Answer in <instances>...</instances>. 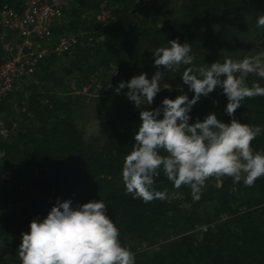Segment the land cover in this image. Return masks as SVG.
<instances>
[{
	"label": "trees",
	"instance_id": "obj_1",
	"mask_svg": "<svg viewBox=\"0 0 264 264\" xmlns=\"http://www.w3.org/2000/svg\"><path fill=\"white\" fill-rule=\"evenodd\" d=\"M263 1L182 0L177 13L161 16L158 6L141 7L140 0H74L53 31L55 38L76 36L78 44L59 57L52 54L40 61L30 81L0 103L6 131L4 136L0 133V181L4 182L5 170L10 172L0 191V199L5 198L0 208V264H20L21 233L29 231L33 219L42 220L57 198L71 199L73 206L103 200L122 246L134 253L135 264H264V176L251 187L243 181L234 183L231 177H211L194 201L190 187L174 188L161 170L155 186L158 191L167 189L166 200L145 203L125 194L122 168L140 116L125 96L127 88L118 95L114 92L121 80L153 75L157 71L153 51L178 39L192 45L193 65L171 72L172 80L166 73L164 83L173 89H161L154 103L143 107L154 109L164 98L181 94L191 99L194 93L181 77L186 67L211 65L213 59L237 61L233 44L231 49L223 46V52L218 48L221 37L226 41L232 33L244 36L234 43L247 57L263 52L264 27L244 25V16L264 11ZM25 2L0 0V7L20 14ZM212 20L223 30L218 36L210 30ZM58 61L60 76L55 74ZM95 82L100 83L93 94L99 97L94 100L96 113L106 115L107 121L100 135L86 142L78 124L86 98L72 96L70 85L91 93ZM247 82L264 87V78L255 75ZM227 103L222 89L216 88L193 106L190 123L209 113L230 123L224 112ZM235 118L261 127L251 146L254 152H264V96L245 98Z\"/></svg>",
	"mask_w": 264,
	"mask_h": 264
},
{
	"label": "clouds",
	"instance_id": "obj_2",
	"mask_svg": "<svg viewBox=\"0 0 264 264\" xmlns=\"http://www.w3.org/2000/svg\"><path fill=\"white\" fill-rule=\"evenodd\" d=\"M256 25L264 27V13L257 16ZM168 45L153 51L154 67L163 71L157 70L150 79L147 73H141L121 80L114 89L117 95L128 89L125 96L134 102L140 116L132 151L122 168L125 194L145 203L166 200L167 189L158 191L155 186L161 170L174 188L190 187L194 201L201 198L211 177L227 176L234 183L243 181L245 186H253L264 176V152H254L251 146L262 129L242 124L235 112L245 98L264 96V87L247 82L250 75L264 78V52L238 61L226 59L198 68L186 67L181 77L194 93L192 98L187 94L166 97L160 106L145 108L154 103L166 73L179 72L181 66L194 63L192 45L178 39L168 40ZM218 87L227 97L224 112L230 123L220 121L215 113L190 123L193 106ZM163 88L171 91L166 83ZM217 103L214 101V105ZM119 235L103 200L73 206L71 199L57 198L42 220L33 219L29 231L21 233L18 256L20 264H135L134 253L122 246Z\"/></svg>",
	"mask_w": 264,
	"mask_h": 264
},
{
	"label": "built area",
	"instance_id": "obj_3",
	"mask_svg": "<svg viewBox=\"0 0 264 264\" xmlns=\"http://www.w3.org/2000/svg\"><path fill=\"white\" fill-rule=\"evenodd\" d=\"M73 1L26 0L20 14L6 5L0 7L4 53L0 63V103L32 76L41 60L67 53L78 44L76 36L62 34L55 38L53 31ZM9 179V171L5 170L1 180Z\"/></svg>",
	"mask_w": 264,
	"mask_h": 264
},
{
	"label": "rangeland",
	"instance_id": "obj_4",
	"mask_svg": "<svg viewBox=\"0 0 264 264\" xmlns=\"http://www.w3.org/2000/svg\"><path fill=\"white\" fill-rule=\"evenodd\" d=\"M181 1L182 0H140L139 6H141V7H145V6H148V7H150V6H158L157 8H160L161 11H162L161 12V14H162L161 16H165V15H168V14H172L174 12L177 13L178 7H179ZM263 3H264V1H263ZM160 9H158V10H160ZM261 13H264V11L258 10L256 12H253L251 14H248V15L244 16V25L245 26H246V24H249L250 25V24H252V22L254 24H256V18ZM224 22L227 23V24H229V23H231V20H225ZM238 25L240 26V23ZM219 27H220L219 26V23L216 20H212L211 21V23H210V30H211L212 33H215V35H217V36L220 33H222V31H223ZM255 27H257V26H255ZM260 28L262 29V27H260ZM230 30H232V28ZM251 31L252 32H256V28L251 29ZM232 32H235V31L232 30ZM232 35H233V37H228L227 36V40L226 41H224V38L221 37L220 41L222 43H220V45L218 46V48L219 47H222L221 51L223 52V51H225V49H223L224 47H227L228 49H231V45L233 44L234 45V49L237 51L236 52L237 61L238 60H242L243 58H240V56L242 55V52H241L242 49H241V47H237V44L234 43L235 40L236 39H239L242 35H237L236 36L234 33H232ZM242 37H244V36H242ZM13 39L16 40L15 37H13ZM1 46H2V43L0 42V48H1ZM259 48H261V46H259ZM252 49L253 48L249 49V53L251 52ZM262 50L264 52V48L263 47H262ZM239 52H241V53H239ZM247 55H248V53L245 52L241 57H245V56L247 57ZM57 56L59 57V55H57ZM3 57H4V54L1 52L0 58L3 59ZM238 58H240V59H238ZM213 60L215 62L218 61V59H213ZM61 64H62V61H58L57 65H56L57 66V69L55 71V74L57 76L62 75V72H61V69H60L61 68ZM38 65H37V67H38ZM37 67H36V69H37ZM35 72H36V70H35ZM169 74L171 75V78L169 80H172L174 73H169ZM32 76H33V74H32ZM151 76L152 75H149L148 78L150 79ZM30 78L28 80L24 81L23 83L24 84H27L30 81ZM164 79H167L166 78V75L164 76V78L161 81V89H164L163 88V84H165L164 83ZM99 84L100 83H96L95 82L91 86V90H92L91 93H89L87 91L85 93V90L84 91L78 90L75 87L74 83H72L70 85V90L73 91L71 93L72 96H74V95L75 96H78V95L81 94L82 98H86L85 100H83V102L81 101L82 104H83V106H82V109H81L80 117L78 119V124H79L80 129L82 130L83 139L86 142H89L90 139H94V138L98 137L100 135V133L102 132V130L104 129L105 124H106V121H107V116L106 115H104V114H97L96 113V104H95L94 100L96 98H99V97H96L93 94H95L97 88L99 87ZM168 85H170V84H168ZM170 87H171V85H170ZM21 88L22 87H20L19 90ZM171 89H173V88L171 87ZM84 96H86V97H84ZM9 105L13 109H15V110H17V108H18L17 104H14L12 102H10ZM0 117L2 119V120L0 119V133H1V135L4 136V135H6V131L3 128V118H4V114H1L0 113ZM9 174H10V172H9ZM4 182H6V181H4ZM4 182H1V184H0V191L5 186V183ZM12 187H14V186H11L10 188H12ZM6 192H8V191H6ZM4 200H5V198H4V196H2L1 199H0V208L1 207L2 208L4 207V205H3ZM8 203H7V205H8Z\"/></svg>",
	"mask_w": 264,
	"mask_h": 264
}]
</instances>
